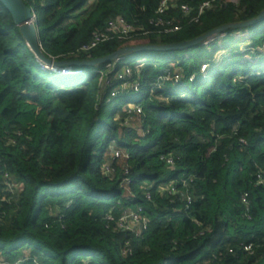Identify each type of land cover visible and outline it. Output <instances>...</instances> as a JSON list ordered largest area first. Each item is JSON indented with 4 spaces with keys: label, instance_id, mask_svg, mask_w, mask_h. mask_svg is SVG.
Masks as SVG:
<instances>
[{
    "label": "trees",
    "instance_id": "1",
    "mask_svg": "<svg viewBox=\"0 0 264 264\" xmlns=\"http://www.w3.org/2000/svg\"><path fill=\"white\" fill-rule=\"evenodd\" d=\"M23 1L42 52L58 61L188 41L264 9V0H167L161 12L163 0ZM119 18L132 25L123 38L108 25ZM136 52H149L139 68L125 54L103 86L106 63L50 72L0 1V264H264V184H255L264 18L183 49ZM121 65L138 71L139 89L112 95ZM125 210L145 227H118Z\"/></svg>",
    "mask_w": 264,
    "mask_h": 264
},
{
    "label": "water",
    "instance_id": "2",
    "mask_svg": "<svg viewBox=\"0 0 264 264\" xmlns=\"http://www.w3.org/2000/svg\"><path fill=\"white\" fill-rule=\"evenodd\" d=\"M4 6L9 10L12 17L14 18V21L16 25L19 27V31L23 38L25 39L27 45L31 49V51L34 53L36 58L39 61H42L48 65H66V64H77V65H83V64H97V63H107L110 62L113 58L118 57L122 54H128L131 52L136 51H165L169 49H183L198 43H204L205 41L211 39L212 37L219 35L227 28H236V27H242L251 25L257 21H260L264 18V9L260 11V13L251 19L240 21V22H233L228 24H222L219 25L191 40L188 41H181L171 44H143V45H128L124 46L120 49H117L116 51L103 56L98 57L90 60H52L49 57H46L44 53L42 52V49L40 47L39 41H38V33L36 29V25L34 23V15L32 13V9L27 6L23 0H0Z\"/></svg>",
    "mask_w": 264,
    "mask_h": 264
},
{
    "label": "built area",
    "instance_id": "3",
    "mask_svg": "<svg viewBox=\"0 0 264 264\" xmlns=\"http://www.w3.org/2000/svg\"><path fill=\"white\" fill-rule=\"evenodd\" d=\"M166 1L167 0L162 1L160 5L161 7L159 8L160 12L163 10L164 8L163 6ZM205 5H208V2H204L202 4V7ZM182 8L184 11L187 10L186 6H183ZM158 21L160 24H162L161 19H159ZM167 24H169V22H167ZM108 25L111 28L116 29L120 33L118 35L119 38L125 37L126 33L132 28V25L126 22L123 18H119L118 20H114V21H109ZM175 29H177V26H173L172 29H166V31L175 30ZM107 36L108 35L104 32L94 35L93 40L89 44L83 45L80 50L81 51L89 50L90 48L94 47L98 41L106 39ZM124 55L125 54L119 55L118 57L113 58L110 62L106 63L105 70L100 72V78L102 81L105 80L106 73L110 70H113L115 63L123 59ZM51 59L53 60L54 58L52 57ZM41 64H42L41 66L43 69L48 70L50 72H54V73L69 74V73L79 72V70H75L71 65H48L42 61H41ZM140 65L141 63H137L136 65H134L135 69L139 68ZM202 69H205V64L202 65ZM137 75H138V71H135L134 73L131 66L121 65L118 70V74H117V78L118 80H120L119 87L114 89L111 92V94L114 95L118 91H125V92L131 91V90L137 91L139 89V82L137 81V78L139 77ZM179 77H180L179 74L175 73V75L173 76V79L177 81ZM168 78H169V71L165 69L162 71V74L156 77V86L161 85L163 80L168 79ZM153 92L154 90L151 89L150 94H152ZM134 108L136 111L138 112L140 111L139 106H135ZM115 154L118 155V152H115ZM166 161L167 163H171L170 158H167ZM255 177H256L255 184H264V171H257ZM190 179H191V176H188L186 180L183 181V186H188V182ZM172 190H173V186H170V188L167 189L168 193H172L173 192ZM187 200H189V197H187ZM145 223H146V220L145 219L140 220L138 214L135 211L125 210L124 213L119 217L117 224H118V227L122 228L123 230L136 229L138 232L140 231L141 228L145 227L144 225Z\"/></svg>",
    "mask_w": 264,
    "mask_h": 264
},
{
    "label": "rangeland",
    "instance_id": "4",
    "mask_svg": "<svg viewBox=\"0 0 264 264\" xmlns=\"http://www.w3.org/2000/svg\"><path fill=\"white\" fill-rule=\"evenodd\" d=\"M231 1H235V0H231ZM92 4V0H90L87 4L86 7H89L90 5ZM81 12H79L75 18H72V22H80L81 20V16H79ZM241 48L243 49L246 44H240ZM149 52H131V53H128V61L131 62L130 64H134V63H138L139 61H142V60H145L146 57L148 56ZM74 81H77L79 80L80 78L79 77H73L72 78ZM107 82V80H103L102 83H101V86H103V84H105ZM95 84V81H90L88 82L86 85H88L89 87H91L92 85ZM139 96L138 93H131V94H127L126 96V99L127 100H130V101H134L137 97ZM125 107V105H122V108ZM118 152V151H116ZM116 155V154H115Z\"/></svg>",
    "mask_w": 264,
    "mask_h": 264
}]
</instances>
